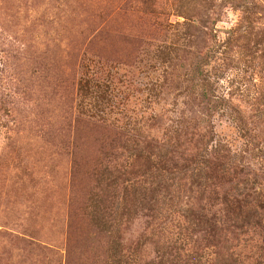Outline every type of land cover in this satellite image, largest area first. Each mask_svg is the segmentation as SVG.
Segmentation results:
<instances>
[{
    "label": "rangeland",
    "instance_id": "1",
    "mask_svg": "<svg viewBox=\"0 0 264 264\" xmlns=\"http://www.w3.org/2000/svg\"><path fill=\"white\" fill-rule=\"evenodd\" d=\"M0 264H264V0H0Z\"/></svg>",
    "mask_w": 264,
    "mask_h": 264
}]
</instances>
